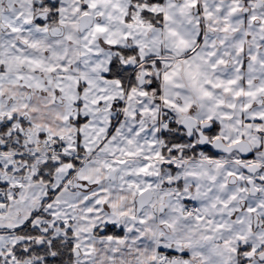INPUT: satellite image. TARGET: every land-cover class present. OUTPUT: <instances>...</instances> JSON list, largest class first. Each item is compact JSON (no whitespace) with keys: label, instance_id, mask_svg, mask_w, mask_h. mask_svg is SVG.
I'll return each instance as SVG.
<instances>
[{"label":"snow or ice","instance_id":"1","mask_svg":"<svg viewBox=\"0 0 264 264\" xmlns=\"http://www.w3.org/2000/svg\"><path fill=\"white\" fill-rule=\"evenodd\" d=\"M0 264H264V0H0Z\"/></svg>","mask_w":264,"mask_h":264}]
</instances>
